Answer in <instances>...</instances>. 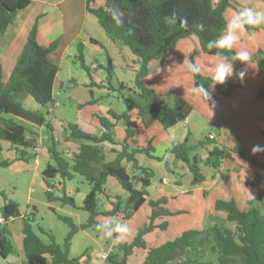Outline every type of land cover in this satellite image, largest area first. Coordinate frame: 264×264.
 Returning a JSON list of instances; mask_svg holds the SVG:
<instances>
[{
    "label": "trees",
    "instance_id": "1",
    "mask_svg": "<svg viewBox=\"0 0 264 264\" xmlns=\"http://www.w3.org/2000/svg\"><path fill=\"white\" fill-rule=\"evenodd\" d=\"M98 1L104 5L99 6ZM31 5V0H0V10L7 15V21L0 26V36L13 23L17 15ZM118 8L123 13V24H117L112 19L111 9ZM229 9H240L235 0H87V12L95 17L108 37L117 43H122L137 57L139 68L134 72L132 86L120 83L115 89L111 84L113 69L102 66L92 69L86 63L83 44H78L77 62L91 80L90 92L93 90H108L118 93L128 104V110L117 113L109 109L106 115L89 114V107L95 106L108 98L107 95L90 102L73 101L77 107V123L69 125V144L71 159L65 158L58 150L59 142L50 140L48 152L55 163L49 164L42 173V179L48 189L60 193L45 192L49 203L58 202L65 206L80 209L89 214L86 223L76 225L70 217L60 215L55 209L52 212L58 219L69 226L70 232L63 244H59L53 234L39 228L35 232L32 218H23L19 204L9 200L6 193L0 191V198L4 199V206L0 213L9 222L23 220V249L26 264H81V258H71L72 241L79 231H86L94 226L101 229L115 228L113 218L121 217L123 221L131 220L144 206H148L151 214L143 227L139 228L131 242H121L118 252L109 254L107 264H129L137 252L144 255L140 264H264V196L253 200L248 210H241L234 199L218 200L216 211L227 214L228 225L214 224L208 229H188L172 239L161 244H149L146 236L155 230L167 234L170 229L168 218L186 215L187 211L172 212L169 208L170 199L163 196L151 198L148 189L156 178V172L144 168L139 164L137 156L146 155L163 163L167 173L176 175L175 165L168 158L173 157L176 162L183 163L192 174L195 181H205L204 168L218 170L225 161H232L238 155L252 168L264 170V165L252 158L244 148L237 145L234 148L221 147L213 137H205L191 143L192 134L183 143L173 145L163 157L153 155L151 144L147 147H132L136 131L129 115L137 111V117L144 128L148 129L159 122L165 130L184 122L192 113L193 107L174 92L160 95L147 86L145 80L149 76V64L164 58L173 51L177 44L186 39L196 37L202 51L210 56H216V49H208V41L218 37L225 28L226 13ZM177 15V23L169 25L165 17ZM186 19L187 24L181 23ZM203 23L204 31H199L197 25ZM264 25L248 32L263 30ZM93 42H96L93 40ZM59 46V40L44 49L38 42V25L30 31L26 47L17 60L11 80L3 83L0 65V142L9 143L16 152L15 160L30 163L38 154L36 152L39 130L46 123V114L41 111L25 107L24 98L32 97L43 108L55 103L54 83L59 67L47 60V55ZM230 53H225V55ZM254 62L264 74V52L253 55ZM98 70H105L107 81L102 82L97 77ZM195 87L203 84L206 88H214L219 94L229 97L239 88L238 85L225 82L215 84L213 79L201 74H194ZM264 97V85L260 90ZM172 103V105L169 104ZM94 118L99 125L93 124ZM118 122L126 125V138L121 145L122 150L112 148L116 155L112 161L107 160L106 147L116 146L113 129ZM47 133L53 128L46 127ZM264 135V133H263ZM0 145V152L2 151ZM199 151L206 154L202 156ZM0 166L8 167L4 162ZM237 167L236 171L240 172ZM81 177L89 185L90 192L86 196L82 207H78L76 200L68 195L66 186ZM109 178H113L125 191L126 195H113L108 188ZM260 178L254 179L250 186L260 187ZM101 198L112 202V208L105 212L99 211ZM100 216L112 219L106 227L97 220ZM8 225V224H7ZM7 225L0 226V256L8 258L15 252L11 240L12 233ZM41 235L49 238L46 243ZM116 235V234H115ZM198 248L215 257L212 259L192 258L190 253Z\"/></svg>",
    "mask_w": 264,
    "mask_h": 264
},
{
    "label": "crops",
    "instance_id": "2",
    "mask_svg": "<svg viewBox=\"0 0 264 264\" xmlns=\"http://www.w3.org/2000/svg\"><path fill=\"white\" fill-rule=\"evenodd\" d=\"M217 1L218 0H214L215 3ZM235 1L240 9L253 7L257 10L264 11V0ZM97 4L103 6L104 2L98 1ZM229 10L226 13V19L230 13ZM91 16L92 15L87 12V0H31V5L26 10L21 11L13 23L8 24L1 34L0 65L4 84H7L11 80L17 60L22 55L30 31L36 24L38 25V42L44 49L49 48L52 43L59 40L58 48L47 55V60L57 65L59 71L54 83L55 103L53 105L41 110L39 106L32 103L31 97L24 98V105L26 108L30 107L28 109L41 111L46 114V123L38 132L39 137L35 149L38 154L37 158L31 163L16 161V152L11 145L9 143L0 142L3 149L0 153L6 154V157L3 158L0 165L4 162H8L9 166L13 165L14 162L22 163L27 167L28 171L33 168L35 172L42 177V173L48 165L55 164L48 152V147L51 145L50 140L52 138H54L56 142H59L58 150L64 154L65 158L71 159L70 148L69 144L66 142V138L69 136V132H67L68 126L76 124L78 118L77 107L72 104L73 101L90 102L107 95L108 98L106 100L95 106L89 107V114L106 115L109 109H113L121 114L128 110L127 103L122 108L113 102V100L117 99L113 92L102 89L99 90L100 96L97 97L95 96L96 93L94 89V95H92L89 89L91 80L76 60L79 43L83 44L86 63L92 69H96L100 66L107 68L111 65L115 70L116 66L119 65L117 62L118 58L114 59L112 57V52L109 50L110 48L118 52V57L127 55L125 47L118 43H113L105 31L94 23L95 21L89 23L93 20ZM6 21L7 16L0 13V26ZM87 26L90 27L91 30H87ZM84 30H86V33ZM255 33V36H252L251 32H245L241 35L240 41L234 51L244 49L250 51L252 54L260 49L264 51V30H258L255 31ZM93 40L96 42H93ZM108 44H110V46H107ZM197 56L199 57V63L203 69L200 74L212 79V70L215 64L219 62V58L217 56L205 54L196 37L180 41L176 48L169 52L164 58L149 64V76L145 80L147 86L160 95L174 92L187 101L193 107V111L184 122L177 124L169 130H165L159 122H156L150 128L146 129L138 119L137 111L130 112L129 115L133 123V128L136 131L135 141L137 142V145L132 147L139 146L145 148L151 144L154 149L153 155L160 158L163 157L167 150L173 145L183 143L189 133L192 134V137L193 135L196 137L191 143L209 136L216 139L221 147L226 148H234L237 145L244 148L239 142L243 137L251 141V143L253 142V145L263 144L260 140H257L260 137L264 138V124L262 123L264 120V97L260 96V90L264 85V74L260 71L257 64L252 63V67L248 68V73L243 83L235 76L226 81L239 86L231 96L225 97L212 88L211 100L207 102L202 94H193L192 89L195 88L194 74L188 72L187 65L180 68L185 57H188L189 60H193ZM130 60L132 64L134 63L136 66L139 65L136 59L132 60L131 58ZM243 67L244 65L239 61L234 65L236 71L241 70ZM96 74L100 81H107V73L105 70H98ZM132 79H134V75H132ZM132 79L129 82H132ZM120 83L126 84V82H120L114 73L111 84L115 89H118ZM64 92L69 94V98L66 102L62 101ZM169 104L172 105L171 102H169ZM93 121V124L99 125L97 118H94ZM47 125L53 128L50 134L46 131ZM112 132L117 145H108V147L121 151L122 147L120 144H122L126 138L125 123L118 122ZM199 152L202 156L206 154L204 151ZM106 155L108 161H112L116 158L113 152L107 153ZM109 155L111 157L110 159H108ZM238 158V155H234L232 161H225L218 170L204 168L203 173L205 175V181L197 182L193 178L194 181L197 182L196 184H202L196 185L195 188H200H196L195 190L209 201L208 205L195 204L194 213L197 214L199 219L203 218L201 215L206 211L215 210V204L218 200L234 199L236 201V199H239V192L241 189H238L239 183L236 182V177L242 171L254 169L247 162H240ZM137 159L142 167L150 168L156 172V178L152 186L148 189L149 193L154 192L151 198L157 199L167 196L170 199L169 208L172 212L179 210L188 212L186 215L168 218L167 220L170 223V227L172 219L188 216L190 213H193L189 205L193 203V193L195 190H186L184 188L185 180H190L192 174L183 163L176 162L173 157L168 158V160L175 165L176 175H174L166 172L163 163L151 159L146 155L137 156ZM237 167L241 169L240 172L236 171ZM208 170H213V173L207 175L206 172ZM161 181H166L164 182L166 186L163 188L159 187L161 186ZM251 182L252 180H247L242 185L246 184L250 186ZM73 183H79L78 188L83 187V189L77 191V194H74L72 192L73 190L71 191V188L66 186V189L68 188V195L76 200L78 207H82L83 203L82 205L80 204L78 197L84 202L86 196L90 192V187L81 177L76 178ZM47 190L48 188L44 184V191L46 192ZM58 194L56 192L57 196ZM245 196L246 200L244 201ZM241 197H243V199H240V201L243 202V204L241 202L237 203L241 210H247L249 204L257 199L254 198V196L249 197L246 194L241 195ZM180 200H184V204H182ZM174 204L175 206H173ZM3 206L0 207V211ZM146 207L148 206L146 205L143 208ZM150 214L151 210L149 208V211L145 215L147 221ZM15 222H18V220L9 223V229L12 233L11 240L12 242L16 240L18 249H15V252L6 259L0 256V264H26L23 249V222L22 220L19 221L18 224H14V227L12 223ZM138 253L142 254L141 251H138L137 254ZM138 256L139 255H137V257H132L130 260L137 259ZM143 258L144 255L142 254V259L137 260L139 262L138 264H140ZM89 260L92 261V264H96V260H92L91 257ZM83 262L84 260H81V264Z\"/></svg>",
    "mask_w": 264,
    "mask_h": 264
},
{
    "label": "rangeland",
    "instance_id": "3",
    "mask_svg": "<svg viewBox=\"0 0 264 264\" xmlns=\"http://www.w3.org/2000/svg\"><path fill=\"white\" fill-rule=\"evenodd\" d=\"M230 10H229L230 12L229 15L227 16V21L230 20L234 12V10L232 9ZM0 13L7 16L4 12H2V10H0ZM91 17H92L91 19L93 20H91L89 23H92V21H95L94 23L101 29L102 27L96 21L95 17L93 16ZM86 29L91 30V28L88 26ZM84 31L86 33V30ZM113 43H117V42H113ZM118 44L124 46L120 42ZM107 46H110V44H108ZM125 49H126L127 55L126 56L123 55L124 57L123 56L118 57V52L116 50H113V48L109 49L112 52V57L114 59L118 58L117 62L119 63V65L116 66L115 70L113 69L112 66L111 67L113 69V72L116 74L117 78L120 80V82H126V84H128L129 87H131L132 84L129 81L132 79V75H134L135 73L134 71L139 68V65L136 66L134 63L132 64L130 60L131 58L132 60H135V59L138 60V59L136 56L132 54V52L127 47H125ZM260 51L264 52L263 50L260 49L256 53ZM256 53H253V55ZM86 93L90 94L89 92H86ZM95 93H96L95 96L97 97L100 96L99 90L96 88H95ZM114 96L117 97V99L113 100V102L116 105L123 108L127 102L123 98H121L118 93H114ZM68 98H69V94L64 92L62 101L66 102ZM30 99L32 103L36 106H39L41 110L46 109L38 105V103H36L32 97ZM27 108H30V107H27ZM262 123L264 124V120ZM195 138L196 137L193 135L191 140L193 141L195 140ZM259 140L264 144V138L260 137L258 138L257 141ZM239 142L246 149L247 153L252 158L260 161L264 165V154H257L255 156L251 154V148L253 146V142L251 143V141L245 139V137H243ZM106 151L109 154L111 152V149L109 147H106ZM5 155L6 154L0 153V162L3 160V158L6 157ZM110 158L111 157L109 155L108 159ZM238 159L240 162L246 163L242 161L240 157ZM253 169L254 170L248 169V170L242 171L236 177V182L239 183L238 189H241L239 192L240 197L239 199H236L237 203L241 202L240 199H243V197H241V195L243 194H246L249 197L254 196V198H259V196L261 195L264 196V170L257 169V168H253ZM212 171L213 170H208L207 171L208 173L206 172V174L207 175L212 174L213 173ZM256 178H260L261 180L260 182L261 184L259 185L260 187L247 186L246 184L242 185L244 184L245 181L247 180L253 181ZM196 183L197 182L194 181L193 176L191 175L190 180L189 179L185 180L184 188L186 190L190 189L194 191L196 188H200V187L195 188L196 185H202L201 183L200 184H196ZM78 185L79 183L77 184H74L73 182L67 183V186L71 188L70 189L71 191L73 190L72 192L74 194H77V191H80L81 189H83V187L78 188ZM160 185H161L159 186L160 188H163L166 186V184H164V182L162 181L160 182ZM108 188L110 189L113 195H117V194L126 195L125 191H123L121 186L113 178H109ZM0 191L5 192L9 200H14L15 202L19 204L20 206L19 209L23 215L22 216L23 218L25 217L32 218L30 214L32 212L35 213L36 221L33 224V228L35 232L39 234L38 229L42 228L46 232L53 234L56 238V241L59 244L64 243L65 238L70 232V228L68 225H66L65 223H63L62 221L58 219L57 215L52 212V208L55 209L60 215L72 218L76 225L84 224L89 219V214L83 210L75 209V208H72L71 206L62 207L60 203H56V202L49 203L47 200L45 191H44V182L42 181V177L37 172H35L33 168L28 171L27 167L24 166L22 163L14 162L13 165H10L8 167L0 166ZM152 194H154V192L150 193L151 196ZM60 195L61 194L59 193L58 196ZM78 200L80 201V204L82 205L83 202L81 198L78 197ZM245 200H246V196L244 198V201ZM180 202L184 204V200H180ZM241 203L243 204V202ZM3 204H4V199L1 197L0 207L3 206ZM175 204L173 206H175ZM195 204H198V205L207 204L208 205L209 201L208 199L203 198L201 193L195 190L193 193V203L189 205L191 210H193V213H190V215L188 216L179 217L177 219H172L171 227L166 235L159 232L158 230H155L153 233L146 236V241L152 244H160L167 239L174 238L175 236L181 234L183 231L187 229L204 230V229L210 228L214 224H221V225L230 224L227 221V214L225 212L216 211V210L206 211L203 214L201 213L202 214L201 216H203V218L199 219L197 214L194 213ZM242 204H241V208H242ZM99 205H100L99 211H102V212L110 210L113 207L112 202L104 198H101V202ZM148 211H149L148 207L143 208L138 214H136L129 221H123L122 216L113 218V220L116 221L115 222L116 224H123L125 222L128 223L129 227L132 230L130 234L123 240H116L115 234L113 237L104 236L102 232L103 230L101 228H98L97 226H94L86 231H79L73 238L72 247L70 250V257L76 258V259L81 258V260H84L82 264H92V261L89 260L90 257L92 258V260H96V264H107V263L99 262L98 256L103 252H106L108 254L116 253L118 252L119 243L131 242L135 238L137 230L140 227H143L144 224L146 223L147 219L145 215L147 214ZM21 220L22 219H18V222L12 223V225L18 224L19 221ZM97 220L100 221L101 224H103L105 227L112 221V219L104 217V216H100L99 219L97 218ZM7 227L10 228V224H8ZM40 236L46 243H48L49 238L46 235L40 234ZM13 243H14L15 249L17 250L18 244L16 240H13ZM137 255H139L138 258L137 259L135 258L134 260H130L129 264L139 263L137 260L142 259V254L138 253ZM190 256L192 258H198V259H203V260H207V259L215 260L214 256L210 255L209 253H205V250H202L200 248H198L197 250H192L190 253Z\"/></svg>",
    "mask_w": 264,
    "mask_h": 264
},
{
    "label": "clouds",
    "instance_id": "4",
    "mask_svg": "<svg viewBox=\"0 0 264 264\" xmlns=\"http://www.w3.org/2000/svg\"><path fill=\"white\" fill-rule=\"evenodd\" d=\"M112 19L117 24H123V13L118 8H112L111 10ZM165 22L169 25L177 23V15L173 13L169 17H165ZM182 24L186 25L187 20L181 21ZM264 25V11L257 10L253 7H245L235 10L225 28L221 31V34L208 41V49H216V56L219 58V62L215 64L213 68L212 79L215 84L223 85L228 79L235 76L241 83L244 82L245 77L248 73V68L252 67L254 62L253 54L248 50H235L238 42L240 41L241 35L248 32L249 29H255L258 26ZM204 24L200 23L197 25L199 31H204ZM255 32H251L252 36H255ZM225 53H230L225 55ZM239 61L244 67L236 71L234 68L235 63ZM187 65L188 72L192 74H200L203 69L199 63V57L197 56L193 60H189L185 57L182 66L183 68ZM193 94H202L208 102L211 100V89L206 88L203 84H200L192 89ZM251 154H264V144H254L251 148ZM103 226L98 225V228ZM131 228L128 223L117 224L115 228H107L103 230V234L106 237H113L115 235L116 240L125 239L131 232Z\"/></svg>",
    "mask_w": 264,
    "mask_h": 264
},
{
    "label": "built area",
    "instance_id": "5",
    "mask_svg": "<svg viewBox=\"0 0 264 264\" xmlns=\"http://www.w3.org/2000/svg\"><path fill=\"white\" fill-rule=\"evenodd\" d=\"M164 182H166V181H164ZM48 191L51 192V193L56 194L55 190H53V189H48ZM57 194H58V193H57ZM9 223H10V222H9L4 216L0 215V226L7 225V224H9ZM108 257H109V254L106 253V252H103V253H101V254L98 256V260H99V262H101V263H106V262L108 261Z\"/></svg>",
    "mask_w": 264,
    "mask_h": 264
}]
</instances>
